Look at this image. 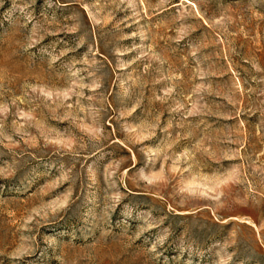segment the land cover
Here are the masks:
<instances>
[{"label":"rangeland","instance_id":"rangeland-1","mask_svg":"<svg viewBox=\"0 0 264 264\" xmlns=\"http://www.w3.org/2000/svg\"><path fill=\"white\" fill-rule=\"evenodd\" d=\"M0 264H264V0H0Z\"/></svg>","mask_w":264,"mask_h":264}]
</instances>
